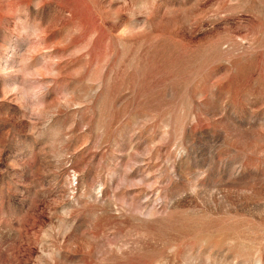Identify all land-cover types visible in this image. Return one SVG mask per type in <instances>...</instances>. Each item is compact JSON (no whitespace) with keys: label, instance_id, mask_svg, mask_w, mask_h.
<instances>
[{"label":"rangeland","instance_id":"rangeland-1","mask_svg":"<svg viewBox=\"0 0 264 264\" xmlns=\"http://www.w3.org/2000/svg\"><path fill=\"white\" fill-rule=\"evenodd\" d=\"M0 264H264V0H0Z\"/></svg>","mask_w":264,"mask_h":264}]
</instances>
